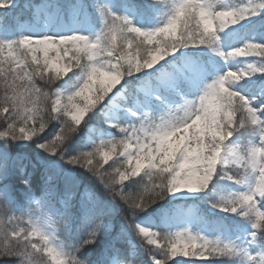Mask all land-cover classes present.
<instances>
[{
  "label": "snow or ice",
  "instance_id": "1",
  "mask_svg": "<svg viewBox=\"0 0 264 264\" xmlns=\"http://www.w3.org/2000/svg\"><path fill=\"white\" fill-rule=\"evenodd\" d=\"M20 7L0 0L3 264H264V0Z\"/></svg>",
  "mask_w": 264,
  "mask_h": 264
},
{
  "label": "trees",
  "instance_id": "2",
  "mask_svg": "<svg viewBox=\"0 0 264 264\" xmlns=\"http://www.w3.org/2000/svg\"><path fill=\"white\" fill-rule=\"evenodd\" d=\"M0 264H3V261L2 260H0Z\"/></svg>",
  "mask_w": 264,
  "mask_h": 264
},
{
  "label": "rangeland",
  "instance_id": "3",
  "mask_svg": "<svg viewBox=\"0 0 264 264\" xmlns=\"http://www.w3.org/2000/svg\"><path fill=\"white\" fill-rule=\"evenodd\" d=\"M238 27V26H237Z\"/></svg>",
  "mask_w": 264,
  "mask_h": 264
}]
</instances>
